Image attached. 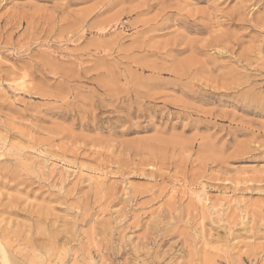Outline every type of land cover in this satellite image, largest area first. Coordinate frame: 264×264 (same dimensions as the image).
I'll return each mask as SVG.
<instances>
[{
    "label": "rangeland",
    "instance_id": "1",
    "mask_svg": "<svg viewBox=\"0 0 264 264\" xmlns=\"http://www.w3.org/2000/svg\"><path fill=\"white\" fill-rule=\"evenodd\" d=\"M0 242L264 264V0H0Z\"/></svg>",
    "mask_w": 264,
    "mask_h": 264
},
{
    "label": "bare ground",
    "instance_id": "2",
    "mask_svg": "<svg viewBox=\"0 0 264 264\" xmlns=\"http://www.w3.org/2000/svg\"><path fill=\"white\" fill-rule=\"evenodd\" d=\"M0 261L2 264H11L5 247L0 242Z\"/></svg>",
    "mask_w": 264,
    "mask_h": 264
}]
</instances>
